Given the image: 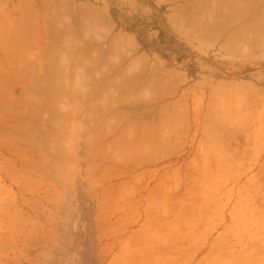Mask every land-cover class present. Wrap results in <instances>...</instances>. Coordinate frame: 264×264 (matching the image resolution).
Wrapping results in <instances>:
<instances>
[{
	"label": "rangeland",
	"instance_id": "obj_1",
	"mask_svg": "<svg viewBox=\"0 0 264 264\" xmlns=\"http://www.w3.org/2000/svg\"><path fill=\"white\" fill-rule=\"evenodd\" d=\"M207 1L0 0V264H264V0Z\"/></svg>",
	"mask_w": 264,
	"mask_h": 264
},
{
	"label": "bare ground",
	"instance_id": "obj_2",
	"mask_svg": "<svg viewBox=\"0 0 264 264\" xmlns=\"http://www.w3.org/2000/svg\"><path fill=\"white\" fill-rule=\"evenodd\" d=\"M206 1H207V0H206ZM220 1H221V0H220ZM234 1H235V0H234ZM207 2H208V1H207ZM215 2H216V1H215ZM225 2H226V1H225ZM229 2H230V1H229ZM216 3H217V2H216ZM218 3H219V2H218ZM226 3H228V2H226ZM219 5H220V4H219ZM221 6H222V4H221ZM217 7H218V6H217ZM221 8H222V7H221ZM217 10H219V9H217ZM220 10H221V9H220ZM38 21H39V20H38ZM28 22H29V21H28ZM21 23H22V22H21ZM31 23H32V22H31ZM23 24H24V23H23ZM37 24H38V22H37ZM9 25H10V24H9ZM26 25H27V24H26ZM40 25L42 26L43 24H40ZM40 25H39V27H40ZM11 26H12V25H11ZM34 26H35V25H34ZM34 26H33V27H34ZM36 26H37V25H36ZM36 26H35L34 28H36ZM66 26H67V25H66ZM66 26H65V27H66ZM21 27H22V26H21ZM39 27H38V29L40 30L41 27H40V28H39ZM72 27H73V26H72ZM2 28H3V27H2ZM4 28H5V27H4ZM10 28H11V27H10ZM13 28H16V27H13ZM13 28H11V29L13 30ZM7 29H9V27H8ZM36 29H37V28H36ZM45 29H46V28H45ZM67 29H68V28H67ZM73 29H74V28H73ZM14 30H15V31H14ZM14 30H13V31H14L15 34L17 35V33H16V29H14ZM25 30H26V29H25ZM41 30H42V29H41ZM52 30L54 31L55 29H52ZM6 31H8V30H6ZM6 31H5V32H6ZM20 31H22V30H20ZM20 31H19V32H20ZM37 31H38V30H37ZM56 31H57V30H56ZM60 31H61V30H60ZM70 31H71V30H70ZM9 32L11 33V31H8V32H6V33H9ZM24 32H26V31H24ZM2 33H3V30H2ZM6 33H5V34H6ZM12 33H13V32H12ZM30 33H31V32H30ZM41 33H42V32H41ZM41 33H40V34H41ZM13 34H14V33H13ZM22 34H23V32H22ZM7 35H8V34H7ZM10 35H12V34H10ZM41 35H42V34H41ZM0 36H2V34H1ZM12 36H13V35H12ZM30 36H31V34H30ZM30 36H29V39H30ZM47 36H48V35H47ZM66 36H67V35H66ZM73 36H74V34H73ZM26 37H27V36H26ZM1 38H2V37H1ZM3 38H4V37H3ZM16 38H18V37L16 36ZM16 38L13 39V40L16 41ZM42 38H43V37H42ZM42 38H41V39H42ZM33 39H34V37H33ZM33 39H32V40H33ZM44 39H45V38H44ZM13 40H12V42H13ZM19 40H20V39H19ZM30 40H31V39H30ZM9 41H10V40H9ZM22 41H23V40H22ZM24 41L26 42V41H29V40H25V39H24ZM72 41H73V40H72ZM1 42H2V41H1ZM30 42H31V41H30ZM5 43H7V42H5ZM13 43H14V42H13ZM13 43H12V44H13ZM15 43H16V42H15ZM22 43H23V42H22ZM26 43H27V42H26ZM26 43H25V44H26ZM37 43H38V42H37ZM40 43H41V42H40ZM3 44H4V43H3ZM7 44H8V43H7ZM25 44H24V46H25ZM34 44H35V43H34ZM38 44H39V43H38ZM9 45H10V44H9ZM9 45H8V46H9ZM26 45H27V44H26ZM49 45H50V44H49ZM49 45H48V46H49ZM6 46H7V45H6ZM16 46L18 47L19 44L16 45ZM22 46H23V45H22ZM28 46H29V42H28ZM31 46H32V44H31ZM13 47H14V46H13ZM17 47H16V48H17ZM19 47H20V46H19ZM42 47H44V46H42ZM16 48H15V49H16ZM21 48H24V47H21ZM49 48H50V47H49ZM54 48H55V47H53V49H54ZM45 49H46V48H45ZM66 49H67V48H66ZM2 50H4V49H2ZM48 50H49V49H47V51H48ZM51 50H52V49H51ZM45 51H46V50H45ZM57 51H58V50H57ZM57 51H56V52H57ZM1 52H2V51H1ZM8 52H9V51H8ZM52 52L55 54V52H54L53 50H52ZM65 52H66V51H64V53H65ZM44 53H45V52H44ZM50 53H51V52H50ZM50 53H49V54H50ZM42 54H43V53H42ZM32 55H33V54H32ZM35 55H36V54H35ZM68 55H69V54H68ZM33 56H34V55H33ZM50 56H51V55H50ZM66 57H67V56H66ZM70 57H73V56H70ZM32 58H33V57H32ZM36 58H37V57H36ZM38 58H39V57H38ZM48 58L51 59V57H48ZM48 58H47V59H48ZM67 58H69V56H68ZM96 58H97V57H96ZM96 58H95V59H96ZM64 59H65V58H64ZM92 59H94V58H92ZM97 59H98V58H97ZM31 60H32V59H31ZM33 60L35 61V58H33ZM33 60H32V61H33ZM37 60H38V59H37ZM40 60H41V59H40ZM45 60H46V59H45ZM41 61H42V60H41ZM49 61H52V59L49 60ZM95 61H97V60H95ZM37 62H38V61H37ZM86 62H87V61H86ZM29 63H30V61H29ZM44 63H45V61H44ZM53 63H54V62H53ZM83 63H84V62H83ZM26 64H27V63H26ZM38 64H39V63H38ZM40 64H41V63H40ZM45 64H46V63H45ZM69 64H70V63H69ZM76 64H77V63H76ZM78 64H79V63H78ZM92 64H93V63H92ZM92 64H91V65H92ZM48 65H49V63H48ZM66 65H67V64H66ZM94 65H95V64H94ZM97 65H98V64H97ZM39 66H40V65H39ZM49 66H50V65H49ZM86 66H87V65H86ZM23 67H24V65H23ZM32 67H33V66H32ZM37 67H38V66H37ZM42 67H43V66H42ZM47 67H48V66H47ZM47 67H46L45 70H47ZM51 67L53 68V66H51ZM55 67H56V66H55ZM44 68H45V66H44ZM44 68H43V70H44ZM80 68H81V67H80ZM80 68H79V69H80ZM91 68H93V67H91ZM29 69H30V68H29ZM40 69H41V67H40ZM40 69H37V70H40ZM62 69H63V68H62ZM85 69H87V68H85ZM77 70H78V69H77ZM29 71H30V70H29ZM52 71H53V69H52ZM79 71H81V69H80ZM83 71H84V70H83ZM94 71H95V70H94ZM96 71H97V70H96ZM45 72H46V71H45ZM56 72H57V71H56ZM58 72H59V71H58ZM76 72H77V71H76ZM90 72H91V71H90ZM114 72H115V71H114ZM0 73H1V72H0ZM66 73H67V72H66ZM72 73H73V72H72ZM80 73H81V72H80ZM80 73H77V74L80 75ZM83 73H84V72H83ZM85 73H87V71H86ZM44 74H45V73H44ZM60 74H61V71H60ZM63 74H64V73H63ZM68 74H69V73H68ZM75 74H76V73H75ZM89 74H90V73H89ZM94 74H95V73H94ZM1 75H2V74H1ZM11 75H12V74H11ZM13 75H14V74H13ZM30 75H31V74H30ZM54 75H55V74H54ZM78 75H76V76H78ZM111 75H112V73H111ZM111 75H110V76H111ZM137 75H138V74H137ZM19 76H20V75H19ZM21 76H22V75H21ZM42 76H43V75H42ZM46 76H49V75H46ZM56 76H57V75H56ZM66 76H68V75H66ZM66 76H65V77H66ZM87 76H88V75H87ZM107 76H108V74H107ZM135 76H136V74H135ZM138 76H139V75H138ZM138 76H136V77H138ZM12 77H13V76H12ZM25 77H26V76H25ZM38 77H39V76H38ZM44 77H45V76H44ZM69 77H70V76H69ZM90 77H91V76H90ZM102 77H104V76H102ZM136 77H135V78H136ZM142 77H143V76H142ZM50 78H51V77H50ZM70 78H71V80H72V76H71ZM74 78H75V77H74ZM78 78L80 79L79 76H78ZM78 78H77L76 80L78 81V83H81V82H79ZM87 78H88V77H87ZM92 78H93V77H91V79H92ZM105 78H106V77H105ZM108 78H109V77H108ZM118 78H119V77H118ZM126 78H127V77H126ZM128 78H129V77H128ZM130 78H131V77H130ZM2 79H3V77H2ZM15 79H18V77L15 78ZM53 79H54V78H52V80H53ZM100 79H101V77H100ZM100 79H99V80H100ZM102 79H103V78H102ZM116 79H117V78H116ZM122 79H123V78H122ZM139 79H140V78H139ZM21 80H22V79H21ZM26 80H27V79H26ZM29 80H30V79H29ZM56 80H57V79H56ZM56 80H55V81H56ZM61 80H62V79H61ZM61 80H60V81H61ZM67 80H68V79H67ZM74 80H75V79H74ZM84 80H85V79H84ZM99 80H98V81H99ZM104 80H105V79H104ZM110 80H111V79H110ZM119 80H121V79H119ZM12 81H13V80H12ZM24 81H25V80H24ZM24 81H23V82H24ZM27 81H28V80H27ZM30 81H31V80H30ZM36 81H37V80H35V82H36ZM42 81H43V80H42ZM48 81H49V79H48ZM65 81H66V80H65ZM72 81H73V80H72ZM91 81H92V80H91ZM100 81H102V80H100ZM108 81H109V80H108ZM115 81H116V80H115ZM124 81H125V80H124ZM137 81H138V80H137ZM44 82H45V80H44ZM69 82H70V80H69ZM122 82H123V81H122ZM150 82H151V81H150ZM31 83H32V82H31ZM31 83H30V84H31ZM38 83H39V82H38ZM61 83H62V82H61ZM78 83H77V85H78ZM117 83H118V82H117ZM127 83H128V82H127ZM28 84H29V83H28ZM69 84H70V83H69ZM94 84H95V83H94ZM99 84H100V83H99ZM124 84H125V82H124ZM130 84H131V83H130ZM141 84H142V83H141ZM24 85H25V84H24ZM31 85H32V84H31ZM43 85H44V84H43ZM43 85H42V86H43ZM66 85H67V84H66ZM77 85H76V86H77ZM82 85H83V84H82ZM113 85H114V83H113ZM32 86H33V85H32ZM54 86H55V85H54ZM85 86H86V85H85ZM96 86H97V85H96ZM136 86H137V85H136ZM139 86H140V85H139ZM141 86H142V85H141ZM24 87H25V86H24ZM28 87H29V86H28ZM28 87H27V88H28ZM33 87H34V86H33ZM46 87H47V86H46ZM73 87H74V86H73ZM117 87H118V86H117ZM124 87H125V86H124ZM124 87H123V88H124ZM126 87H127V86H126ZM134 87H135V86H134ZM2 88H3V87H2ZM27 88H26V89H27ZM79 88H81V87H78L77 89H79ZM141 88H142V87H141ZM29 89H30V88H29ZM31 89H33V88L31 87ZM35 89H36V88H35ZM35 89H34L33 91H35ZM37 89H39V88H37ZM51 89H52V88H51ZM62 89H63V88H62ZM84 89H85V88H84ZM97 89H98V88H97ZM109 89H110V88H109ZM124 89H125V88H124ZM2 90H3V89H2ZM9 90H10V89H9ZM47 90H48V88H47ZM49 90H50V89H49ZM67 90H68V89H67ZM67 90H66V91H67ZM79 90H80V89H79ZM79 90H76V91H79ZM100 90H101V88H100ZM100 90H99V91H100ZM102 90L104 91V89H102ZM102 90H101V91H102ZM120 90H121V89H120ZM4 91H5V90H4ZM61 91H62V90H61ZM71 91H72V90H71ZM76 91H75V93H76ZM89 91H90V90H89ZM95 91H96V90H95ZM108 91H110V90H108ZM129 91H130V90H129ZM163 91H164V90H163ZM7 92H9V91H7ZM29 92H30V90H29ZM63 92H64V91H63ZM72 92H73V91H72ZM82 92H83V91H82ZM90 92H91V91H90ZM92 92H93V90H92ZM106 92H107V91H106ZM124 92H125V91H124ZM9 93H10V92H9ZM78 93L81 94V90H80V92H78ZM99 93H100V92H99ZM104 93H105V92H104ZM104 93H103V94H104ZM113 93H114V92H113ZM120 93H123V92H120ZM130 93H131V92H130ZM133 93H134V92H133ZM70 94H71V93H70ZM84 94H86V93H84ZM94 94H95V93H94ZM97 94H98V93H97ZM101 94H102V92H101ZM107 94H110V93H107ZM10 95H11V94H10ZM65 95H66V93H65ZM92 95H93V94H92ZM98 95H99V94H98ZM119 95H120V94H119ZM129 95H130V94H129ZM61 96H62V95H61ZM73 96H74V94H73ZM77 96H78V95H77ZM77 96H76V97H77ZM82 96H83V95H82ZM85 96H86V95H85ZM87 96H88V95H87ZM103 96H104V95H103ZM105 96H106V94H105ZM121 96H123V95H121ZM125 96H126V94H125ZM133 96H134V95H133ZM153 96H154V95H153ZM34 97H35V96H34ZM91 97H92V96H91ZM100 97H101V96H100ZM110 97H111V96H110ZM110 97H109V98H110ZM38 98H39V97H38ZM62 98H63V97H62ZM65 98H67V100L69 99L68 96H67V97L65 96ZM81 98H83V100L86 99V98H84V97H81ZM103 98H104V97H103ZM106 98H107V97H106ZM116 98H117V97H116ZM116 98H114V99H116ZM126 98H127V97H126ZM128 98H129V97H128ZM128 98H127V99H128ZM134 98H135V97H134ZM2 99H3V98H2ZM2 99H1V100H2ZM5 99H6V98H5ZM31 99H32V98H31ZM77 99H78V98H77ZM89 99H90V98H89ZM96 99H97V98H96ZM112 99H113V98H112ZM118 99H119V98H118ZM121 99H123V97H122ZM157 99H158V98H157ZM8 100H9V99H8ZM36 100L38 101L37 97H36ZM39 100H40V99H39ZM61 100H62V99H61ZM73 100L75 101V98H74ZM109 100H110V99H109ZM109 100H108V101H109ZM119 100H120V99H119ZM135 100H136V99H135ZM100 101L102 102V100H100ZM100 101H99V102H100ZM108 101H107L106 104L104 103V105H106V106L108 105V108H110V107H109L110 105L108 104ZM120 101H121V100H120ZM122 101H123V100H122ZM127 101H128V100H127ZM131 101H132V100H131ZM137 101H139V100H137ZM33 102H34V100H33ZM40 102H41V101H40ZM40 102H38V103H40ZM62 102H63V101H62ZM72 102H73V101H72ZM72 102H70V103H72ZM75 102H78V101L76 100ZM86 102H87V101H86ZM96 102H97V101H96ZM111 102H112V101H111ZM31 103H32V102H31ZM35 103H36V102H35ZM41 103H42V102H41ZM49 103H50V102H49ZM58 103H59V102H58ZM73 103H74V102H73ZM73 103H72V106H74ZM80 103H81V102H80ZM80 103H79V102L77 103V106H78V107H77V106H74V107H77L80 111H81V109H82L81 112L83 113V109H84V110H85L86 108L88 109L87 106H89V103H88L87 106H86V104H85V106H84V105H83L84 102L82 101V105H81V106H84V108H82V107H80V105H78V104H80ZM115 103H116V102H115ZM119 103H120V102H119ZM139 103H141V102H139ZM64 104H65V103H64ZM91 104H93V103H91ZM98 104H100V103H97L96 105H98ZM121 104H122V103H121ZM129 104H131V103H129ZM134 104H135V103H134ZM137 104H138V103H137ZM137 104H136V106H137ZM169 104H171V103H169ZM6 105H7V104H6ZM34 105H35V104H34ZM34 105H33V106H34ZM36 105H37V104H36ZM66 105H67V104H66ZM118 105H119V104H118ZM126 105H127V104H126ZM132 105H133V104H132ZM163 105H164V104H163ZM49 106H50V105H49ZM60 106H61V105H60ZM134 106H135V105H134ZM134 106H132V107H134ZM148 106H149V105H148ZM167 106H168V105H167ZM175 106H176V105H175ZM40 107H41V106H40ZM51 107H52V106H51ZM63 107H64V106H63ZM74 107H72V108H74ZM95 107H96V106H95ZM95 107H94V108H95ZM100 107H101V106H100ZM137 107H138V106H137ZM149 107H150V106H149ZM161 107H162V106H161ZM180 107H181V106H180ZM10 108H11V107H10ZM52 108H53V107H52ZM64 108H65V107H64ZM90 108H91V107H90ZM103 108H104V107H103ZM105 108H106V107H105ZM112 108H113V107H112ZM118 108H119V107H118ZM138 108H139V107H138ZM138 108H137V109H138ZM170 108H171V107H170ZM37 109H38V108H37ZM47 109H48V108H47ZM49 109H50V108H49ZM60 109H61V108H60ZM66 109H67V108H66ZM69 109H70V108H69ZM74 109H75V108H74ZM87 109H86V110H87ZM114 109H115V108H114ZM125 109H126V108H125ZM137 109H136V110H137ZM144 109H146V108H144ZM144 109H143V110H144ZM148 109H149V108H148ZM76 110H77V109H76ZM76 110H75V111H76ZM79 110H77V111L79 112ZM88 110H89V109H88ZM106 110H107V109H106ZM108 110H109V109H108ZM159 110H160V109H159ZM161 110H162V109H161ZM180 110H181V109H180ZM40 111H41V109H40ZM40 111H39V112H40ZM48 111H49V110H48ZM68 111H69V110H68ZM68 111H67V113H68ZM71 111L73 112V114H75V112H74L73 109H71ZM71 111H70V112H71ZM77 111H76V113H77ZM109 111H110V110H109ZM120 111H121V109H120ZM126 111L128 112V110H126ZM140 111H141V110H140ZM152 111H153V110H152ZM157 111H158V110H157ZM163 111H164V110H163ZM33 112H34V111H33ZM36 112H37V111H36ZM36 112H35V113H36ZM70 112H69V113H70ZM72 112H71V113H72ZM102 112H103V111H102ZM107 112H108V111H107ZM121 112H122V111H121ZM121 112H120V113H121ZM182 112H183V111H182ZM35 113H34V114H35ZM40 113H41V112H40ZM51 113H52V112H51ZM69 113H68V114H69ZM82 113H81V114H82ZM84 113H85L86 117L83 116L82 119H86V121H85V123L82 124V125H84V127H82L81 129L84 128V130L86 131L87 126H86L85 124H89L90 122H88V121H90L91 118H95V116H94V117H93V116H92V117L90 116L91 118L89 119V118L87 117V112L84 111ZM104 113H105V111H104ZM114 113H115V112H114ZM114 113H113V114H114ZM125 113H126V112H124V114H125ZM137 113H138V112H137ZM147 113H148V112H147ZM167 113H168V112H167ZM65 114H66V113H65ZM97 114H98V113H97ZM99 114H101V113H99ZM130 114H131V112H130ZM140 114H141V113H140ZM148 114H149V113H148ZM155 114H156V113H155ZM53 115H54V114H53ZM62 115H63V114H62ZM76 115H77V114L73 115L74 117L72 116L73 119H77V117H75ZM78 115H80V113H79ZM83 115H84V114H83ZM89 115H93V114H89ZM89 115H88V116H89ZM115 115H116V114H115ZM118 115H119V114H118ZM133 115H134V114H133ZM152 115H153V114H152ZM54 116H55V115H54ZM56 116H57V115H56ZM63 116L66 117V115H63ZM69 116H70V115H69ZM69 116H67V117H69ZM104 116H105V115H104ZM123 116H124V115H123ZM129 116H130V115H129ZM141 116H143V115H141ZM148 116H149V115H148ZM155 116L157 117V115H155ZM79 117H80V116H79ZM98 117H100V120H101V121H100V120H97V121H98V122L100 121V124H101V122H102V119H101L102 116H98ZM109 117H110V116H109ZM109 117H108L107 119H109ZM112 117H113V115H112ZM116 117H117V116H116ZM116 117H115V118H116ZM124 117H125V116H124ZM135 117H136V116H135ZM156 117H155V118H156ZM171 117H172V116H171ZM179 117H180V116H179ZM69 118H71V117H69ZM120 118H121V117H120ZM130 118H131V117H130ZM155 118H153V120H154ZM158 118H159V117H158ZM164 118H165V117H164ZM55 119H58V118H55ZM55 119H54V120H55ZM73 119H72V120H73ZM78 119H79V118H78ZM80 119H81V117H80ZM80 119H79V120H80ZM82 119H81V120H82ZM88 119H89V120H88ZM110 119H111V117H110ZM131 119H132V118H131ZM131 119H130V120H131ZM134 119H135V118H134ZM143 119H144V118H143ZM159 119H160V118H159ZM159 119H158V120H159ZM24 120H25V119H24ZM66 120H67V118H66ZM121 120H122V119H121ZM125 120H126V119H125ZM140 120H141V119H140ZM161 120H162V119H161ZM70 121H71V120H69V122H70ZM76 121L78 122V120H73L72 122L75 123ZM97 121H96L95 125L97 124ZM112 121H113V120H112ZM123 121H124V120H123ZM137 121H138V120H137ZM146 121H147V120H146ZM154 121H156V120H154ZM154 121H153V122L150 121V122L154 123ZM55 122H56V121H55ZM65 122H66V121H65ZM67 122H68V120H67ZM72 122H70V124H71ZM77 122H76V123H77ZM83 122H84V120H83ZM86 122H87V123H86ZM91 122H92V120H91ZM94 122H95V121H94ZM106 122H107V121H106ZM130 122H131V121H130ZM133 122H134V121H133ZM150 122H149V123H150ZM176 122H177V121H176ZM60 123H61V122H60ZM81 123H82V122H81ZM81 123H80V124H81ZM107 123H108V122H107ZM115 123H116V122H115ZM138 123H139V121H138ZM140 123H141V121H140ZM140 123H139V124H140ZM142 123L144 124V122H142ZM142 123H141V124H142ZM170 123H171V122H170ZM178 123H179V122H178ZM68 124H69V123H68ZM91 124H92V125H88V126H91V127H92V126H93V123H91ZM98 124H99V123H98ZM119 124H121V123L119 122L117 125H119ZM132 124H133V123H132ZM132 124H131L130 126H131L132 128H133V127L135 128V126L132 125ZM135 124H137V123H135ZM141 124H140V127H141L140 130H142L143 134H145V133H146V134H147V133L149 134V132H151V133H152L151 135H152V137H153V135H154V133H153L154 130L151 129V128L153 127L152 124H151V126H152L151 128H150V124H149V127L146 126L147 124L144 125V127H143ZM154 124H155V123H154ZM154 124H153V125H154ZM183 124H184V123H183ZM183 124H182V125H183ZM32 125H33V124H32ZM77 125H79V124L77 123ZM77 125L74 124V126H76V127H77V130L79 131V128H78L79 126H77ZM114 125H115L114 123L111 125L112 128H113ZM117 125H116V126H117ZM156 125L158 126V123H157V122H156V124L154 125V128H153V129H155V133H156V128H158ZM159 125L161 126V124H159ZM182 125H181V126H182ZM8 126H9V125H8ZM66 126H67V125H66ZM70 126H72V128L75 129V128L73 127V125H70ZM85 126H86V127H85ZM103 126H104V125H103ZM103 126H101L100 128H102ZM107 126H108V125H107ZM116 126H115V127H116ZM130 126H129V127H130ZM136 126H138V125H136ZM145 126H146V127H145ZM164 126H165V124H164ZM183 126H184V125H183ZM119 127H121V126H118V128H119ZM131 127H130V128H131ZM155 127H156V128H155ZM47 128H48V127H47ZM63 128H65V127H63ZM88 128H89V127H88ZM100 128L97 129V130H99V132H97V131H93V130H92V131H93L94 133L96 132V133H97V136L100 134V132L103 133V132H107V131H108V130L105 131L107 127H103V128H105V129L102 128L103 130L101 129V131H100ZM123 128H124V127H123ZM146 128H150L153 132L150 131V129H149V131H147V132H146V130L144 131V129H146ZM127 129H128V128H127ZM127 129H126V131L129 130V129H128V130H127ZM138 129H139V127L137 128V131H138ZM160 129L163 130V129H162V126H161ZM175 129H176V128H175ZM66 130H68V129H66ZM94 130H95V129H94ZM110 130L113 131L114 129H110ZM115 130H117V129L115 128ZM115 130H114V131H115ZM118 130H119V129H118ZM135 130H136V128H135ZM178 130H179V129H178ZM181 130H182V129H181ZM181 130H180V131H181ZM114 131H113V132H114ZM123 131H124V130H123ZM137 131H135V132H137ZM176 131H177V129H176ZM87 132H88V129H87ZM87 132H84V133H87ZM90 132H91V129H90ZM90 132H88V133H90ZM113 132H111V133H113ZM115 132H116V131H115ZM120 132H121V130H120ZM128 132H129V134H130V133H131V130L128 131ZM139 132H141V131H139ZM139 132H138V133H139ZM142 132L139 133L141 136L143 135ZM144 132H145V133H144ZM169 132H170V131H169ZM172 132H173V131H172ZM50 133H51V132H50ZM50 133H49V134H50ZM73 133H74V134H73ZM79 133H80V132H79ZM88 133H87L86 135H89ZM91 133H92V132H91ZM94 133H92L93 136H95ZM109 133H110V132H109ZM109 133H108V134H109ZM117 133H118V132H117ZM159 133H160V132H159V129H158V133H157V134H159ZM49 134H48V135H49ZM55 134H56V133H55ZM64 134H65V133H64ZM80 134H81V133H80ZM80 134H79V135H80ZM106 134H107V133H105V135H106ZM108 134H107V135H108ZM115 134H116V133H115ZM120 134H121V133H120ZM122 134H123V133H122ZM122 134H121V135H122ZM134 134H136L135 137H138L136 143H138V139L143 141L144 136H145L146 138H148V136H147L146 134H145L144 136L141 137L142 139L139 138L140 135H138L137 133H134ZM170 134H172V133H170ZM170 134H169V135H170ZM173 134H174V132H173ZM69 135L71 136L72 139H73V137H74V139H75V136H74V135H75V130H74V132H72V133L70 132ZM72 135H73V136H72ZM79 135L76 134V140H79V139L77 138V136L79 137ZM124 135H125V134H124ZM124 135H123V137H124ZM127 135H128V133H127ZM137 135H138V136H137ZM151 135L149 134V138L151 137ZM159 135L161 136V135H162V132H161ZM180 135H181V134H180ZM64 136H65V135H64ZM64 136H62V137H60V138H63ZM89 136L92 137L91 134H90ZM125 136H126V135H125ZM130 136H132V138H134V137H133L134 135H132V134L129 135L128 138H130ZM156 136H157V138H158V135H155V137H153V138L151 137L150 140H148L149 138H148L147 140H146V138H144V141H143V142L146 143V144L144 143V144H145L144 147L147 148V146H146V145L148 144L147 142H148V141H151V142H152L153 139H154V142H153L154 145H155L154 147L160 152L161 149H160V147L158 146V143H159L158 140L160 139V137H159V139L157 140ZM170 136H171V135H170ZM170 136H169V137H170ZM174 136H175V135H174ZM81 137H82V135H81ZM81 137H80V138H81ZM99 137H100V135H99ZM116 137H117V136H116ZM123 137L121 136L120 138H123ZM167 137H168V136H167ZM64 138H65V137H64ZM64 138H63V139H64ZM97 138H98V137H97ZM102 138H103V136H102ZM102 138H101V139H102ZM104 138H105V137H104ZM125 138H126V137H125ZM128 138H127V139H128ZM174 138H175V137H174ZM179 138H180V137H179ZM134 139H135V138H134ZM134 139H131V140H134ZM177 139H178V138H177ZM87 140H88V139H87ZM125 140H126V139H125ZM125 140L122 141L123 143L120 141V143L124 144ZM128 140H129V139H128ZM131 140H129V141H131ZM170 140H171V139H170ZM182 140H183V139H182ZM53 141H54V140H53ZM85 141H86V140H84V142H85ZM89 141H90V140H89ZM115 141H116V139H115ZM164 141H165V140H164ZM171 141H172V140H171ZM179 141H181V140H179ZM77 142H79V141H77ZM77 142H76V143H77ZM81 142H82V141H81ZM87 142H88V141H87ZM87 142H85V144L82 143V144H84V145H82V146L80 145V142H79V145H76V143H75V145L77 146V148H78V146L81 147V148H78L79 150L75 148V152H76V154H77V153L80 154V150L82 149V147L84 148V146L86 145ZM102 142H103V141H102ZM143 142H141V141L139 142V143H141V144H140V147H139V145H138V146H135V145H137V144L134 143V144H135L134 147H135V148L138 147V149L141 148V145L143 144ZM49 143H50V142H49ZM52 143H53V142H52ZM56 143H58V145H62L61 142H56ZM127 143H128V142H127ZM131 143H133V141H131ZM153 143H149V144H148V147L151 148L152 145H153ZM167 143H168V142H167ZM177 143H178V141H177ZM77 144H78V143H77ZM104 144H105V143H104ZM104 144H103V145H104ZM107 144H110V143H107ZM111 144H112V143H111ZM114 144H115V143H114ZM114 144H113V145H114ZM118 144H119V143H118ZM122 144H121V145H122ZM151 144H152V145H151ZM159 144H161V143H159ZM165 144H166V143H165ZM223 144H224V143H223ZM56 145H57V144H56ZM56 145H54V146L52 145V146L55 147V148H57V150H60V148L56 147ZM58 145H57V146H58ZM68 145H71L70 142H69ZM75 145H74V142H73V145L69 147V148L72 147V148L70 149V151H72L73 146H75ZM113 145H112V147H115V146H113ZM126 145H127V144H126ZM126 145H125V148H126ZM131 145L133 146V144H131ZM150 145H151V146H150ZM225 145H226V143H225ZM104 146H105V145H104ZM127 146H128V145H127ZM132 146H130V147H132ZM60 147H61V146H60ZM90 147H93V146H91V144H89V148H90ZM95 147H96V146H95ZM101 147H102L101 149H103V146H101ZM122 147H123V145H122ZM122 147L120 146L119 149H121ZM142 147H143V145H142ZM144 147L140 149V152L138 151V149H131V148L128 147V148H129V151H131V152H130V155H129V151H128V152H125V151H124V154L127 153V156L125 155V157H127L126 159H128V155H129V156H133V154H134V155H139L140 153H141V155H142V152H144L143 149H144V150H148V148L145 149ZM157 147H159V149H158ZM161 147H163V146H161ZM65 148H66V147H65ZM67 148H68V147H67ZM86 148H87V145H86ZM86 148H85V149H86ZM89 148H87L88 151H89ZM125 148L122 149V150H126ZM174 148H175V146H174ZM85 149H84V150L82 149V150H83L82 152H84ZM87 149H86V150H87ZM92 149H93V148H92ZM111 149H112V148H111ZM119 149H118V151H119V153H120L121 150H119ZM130 149H131V150H130ZM156 149H154V151H156ZM63 150H64V149H63ZM67 150H68V149H67ZM77 150H78V151H77ZM99 150H100V148H99ZM99 150L97 149V151H99ZM104 150H105V149H104ZM116 150H117V149H116ZM116 150L113 149L112 151H114V153H117ZM127 150H128V149H127ZM127 150H126V151H127ZM134 150H135V151H138V152H134ZM141 150H142V151H141ZM53 151H55V149H54ZM109 151H110V149H109ZM112 151H111V152H112ZM132 151H133V152H132ZM148 151H149V150H148ZM152 151H153V150H151V152H152ZM154 151H153V152H154ZM158 151H157V153H158ZM207 151H208V150H207ZM72 152H73V151H72ZM75 152H74V153H75ZM101 152L104 153L103 156L106 157L107 154L105 155V153H107L108 151H107V152H103V151H101ZM121 152H122V151H121ZM149 152H150V151H149ZM63 153H64V152H63ZM89 153H90V152H89ZM94 153H95V152H94ZM102 153H101V154H102ZM131 153H132V154H131ZM138 153H139V154H138ZM144 153H145V152H144ZM208 153H209V152H208ZM60 154H61V153H59V155H60ZM87 154H88V153H87ZM101 154H100V156H101ZM108 154H113V152H112V153H108ZM151 154H153V153H151ZM59 155H56V156H58V157L62 156V155H60V156H59ZM64 155H65V154H64ZM81 155H82V154H80V157H81ZM121 155H122V153H120V156H121ZM155 155H156L155 157H154V155H152V156L155 158V160L159 159L158 156H160V155H157V154H155ZM206 155H207V153H206ZM72 156H75V155H72ZM76 156H78V155H76ZM93 156H94V155H93ZM112 156H113V159H114V157L117 158L118 155H117V156H116V155L114 156V154H113ZM142 156H145V155H142ZM150 156H151V155H150ZM46 157L49 158V156H46ZM62 157L65 158V156H62ZM105 157H103V159H104ZM109 157H111V155H108V156L106 157V159L109 158ZM118 157H119V156H118ZM123 157H124V156H123ZM123 157H121L122 160H121V158H120L121 162H123V159H125V158H123ZM133 157H134V156H133ZM133 157H132V158H133ZM140 157H141V156H140ZM140 157H139V158L136 157V158L140 159ZM157 157H158V158H157ZM160 157H161V156H160ZM48 158H47V159H48ZM94 158H96V157H94ZM136 158H135V160H137ZM141 158H142V157H141ZM146 158H147V157H146ZM154 158H151L152 161L154 160ZM156 158H157V159H156ZM51 159H53V158H51ZM57 159H58V158H57ZM117 159H118V158H117ZM49 160H50V159H49ZM54 160L56 161V159H54ZM89 160H90V159H89ZM93 160H94V159H92V161H93ZM99 160H100V159H99ZM111 160H112V159H111ZM111 160H110V161H111ZM131 160H132V159H131ZM140 160H141V159H140ZM148 160H149V158H148ZM47 161H48V160H47ZM70 161H71V160H70ZM104 161H105V160H104ZM106 161H109V159L106 160ZM116 161H117V160H116ZM116 161H115V159L113 160V162H116ZM132 161H134V159H133ZM141 161H142V160H141ZM152 161H151V162H152ZM50 162L52 163V162H54V161L52 160V161H50ZM50 162H49V163H50ZM87 162H88V160H87ZM87 162H86V163H87ZM100 162H101V161H100ZM117 162H119V163L121 164V162H120L119 160H118ZM117 162L115 163V166H116ZM148 162H149V161H148ZM154 162H155V161H154ZM154 162H153V163H154ZM156 162H157V161H156ZM40 163H41V162H40ZM80 163H81V162H80ZM89 163H90V162L87 163L88 170H87V169H86V170H83V169H84V167H83V169H82L83 172H84V171H85V172L89 171V170H90L89 167L93 166V165L88 166ZM92 163H93V162H92ZM102 163H103V161H102ZM102 163H101V164H102ZM123 163H126V164H124V165H127V164H128V162H126V161L123 162ZM129 163H130V160H129ZM149 163H150V162H149ZM209 163H210V162H209ZM209 163H208V166L210 167ZM52 164H54V163H52ZM59 164H60V163H59ZM66 164H67V163H66ZM66 164H65V166H68L69 161H68V164H67V165H66ZM70 164H72V161L70 162ZM94 164H95V163H94ZM110 164H111V163H110ZM131 164H132V163H131ZM212 164H213V161H212ZM37 165H38V164H37ZM75 165H76V164L74 163V167H73V164L71 165V167H73V169H74V168H76ZM79 165H80V164H79ZM112 165H114V164L112 163ZM112 165H111V166H112ZM216 165H217V164H216ZM50 166H52V165L50 164ZM50 166H48V167H50ZM62 166H63V164H62L61 166L59 165V167H58V170H59V171H57V168H56V171L60 173V169H63ZM106 166H107V165H106ZM108 166H110V165H108ZM211 166L213 167V165H211ZM46 167H47V166H46ZM60 167H61V168H60ZM79 167H80V166H79ZM81 167H82V165H81ZM94 167H95V166H94ZM97 167H100V166L98 165ZM137 167H138V166H137ZM34 168H35V167H34ZM52 168H53L54 171H55V165H54V167H52ZM59 168H60V169H59ZM65 168H66V167H65ZM65 168H64V170H65ZM68 168H69V167H68ZM107 168H109V167H107ZM112 168H113V167H112ZM210 168H211V167H210ZM97 169H98V168H97ZM211 169H213V168H211ZM211 169L209 170L210 173H211ZM67 170H68V169H67ZM69 170H71V169H69ZM76 170H77V169H76ZM76 170H74V171L72 170V172H75ZM78 170H79V169H78ZM103 170H104V169H103ZM129 170H130V169H129ZM134 170H135V167H134ZM46 171H47V169H46ZM80 171H81V170H80ZM80 171H79V173H80ZM131 171H132V169H131ZM199 171H200V170H199ZM205 171H206V170H205ZM61 172H62V170H61ZM76 172H77V171H76ZM91 172H92V171H91ZM212 172H213V171H212ZM216 172H217V171H216ZM53 173H54V172H53ZM62 173H63V172H62ZM62 173H61V174H62ZM66 173H67V172H66ZM81 173H82V172H81ZM214 173H215V169H214ZM45 174H48V173H45ZM57 174H58V173H57ZM57 174H55L54 176H57ZM70 174H71V173H70ZM70 174H69V176H70ZM41 175H42V173H41ZM48 175H50V174H48ZM73 175H74V173H73ZM75 175H76V174H75ZM81 175H82V174H81ZM207 175H208V173H207ZM207 175H206V176H207ZM210 175L212 176V174H210ZM210 175H209V176H210ZM39 176H40V175H39ZM67 176H68V175H67ZM69 176H68V177H69ZM77 176H78V178L81 177V176L79 177V175H76L75 178H76ZM128 176H129V175H128ZM213 176H214V175H213ZM41 177H42V176H41ZM48 177H49V176H48ZM48 177H47V178H48ZM59 177H60V175H59ZM68 177H66V178H68ZM126 177H127V176H126ZM61 178H63V176H61ZM66 178H63V179H64L63 182H64L65 185H66V180H67ZM70 178H72V174H71V176L68 178V180H70ZM128 178H129V177H128ZM65 179H66V180H65ZM73 179H74V178H73ZM80 179H82V178H80ZM80 179H78V180H79V183H80ZM57 180H58V179H57ZM71 180H72V179H71ZM71 180H70V182H71ZM78 180H77V179L74 180V182H76V184H75V183L73 182V180H72L71 183H74L75 186H74L73 184H71V183H70V184L73 185V187H72L71 185H69V183H67V188H66V186H65V188L69 190L68 192H71V193H72V197H73V194H74V190L78 192V190H76L77 188L72 189V188L76 187V185H77V181H78ZM82 180H83V179H82ZM59 181H61V179H60ZM83 182H84V181H83ZM127 182H128V181H127ZM61 183H62V182H61ZM79 183H78V186H79V187H78V186H77V187H78V188H81V187H82V188L84 189V187L82 186L83 183L81 182V183H82V184H80L81 187H80ZM68 185H69V186H68ZM84 185H85V184H84ZM87 185H88V183H87ZM70 186H71L72 188H71ZM85 186H86V185H85ZM68 187H69L70 189H69ZM86 187H87V186H86ZM82 188H81V189H82ZM71 189L73 190V192L71 191ZM81 189H80V190H81ZM81 191H83V190H81ZM81 191H80V193H79V196H83V195H84L83 193H82V195H81ZM71 193H70V194H71ZM70 194H69V196H70ZM168 194H169V193H168ZM77 197H78V196H77ZM77 197H76V198H77ZM67 198H68V199H65L64 202H65L66 200H68V201L70 202L69 199H70L71 197H70V198L67 197ZM74 200H75V199L72 200V198H71V202H73ZM68 201H66V202H68ZM75 201H76V200H75ZM66 202H65V204H66ZM71 202H70V204H71ZM80 202H81V201H80ZM76 204H77V203H76ZM80 204H81V203H80ZM88 204H89V203H88ZM68 205H69V203H68ZM71 205H72V204H71ZM89 205H90V204H89ZM63 206H64V205H63ZM86 206H87V204H86ZM60 207H61V206H60ZM64 207H65V206H64ZM79 207H80V205H79ZM82 207H83V206H82ZM61 208H62V207H61ZM67 208L69 209L70 207H67ZM77 208H78V207H77ZM84 208H85V207H84ZM71 209H72V208H71ZM83 210H84V209H83ZM73 211H74V210H73ZM58 213L60 214V212H58ZM88 213H89V212H88ZM63 214H64V213H63ZM77 214H78V212H77ZM61 215H62V214H61ZM68 215H69V213H68ZM70 215H71V214H70ZM74 215H75V214H74ZM59 216H60V215H59ZM66 216H67V215H66ZM72 216H73V215H72ZM72 216L70 217V219H72ZM65 219H66V218H65ZM72 220H74V219H72ZM75 220L77 221V219H75ZM64 221H66V220H64ZM66 222H67V221H66ZM77 222H78V221H77ZM69 223H70V222H69ZM73 223H74V222H73ZM79 223H80V222H79ZM74 224H75V223H74ZM77 224H78V223H77ZM61 226H62V225H61ZM63 226H64V225H63ZM75 226H76V225H75ZM78 230H79V229H78ZM68 247H69V246H68ZM71 248H72V247H71Z\"/></svg>",
	"mask_w": 264,
	"mask_h": 264
}]
</instances>
